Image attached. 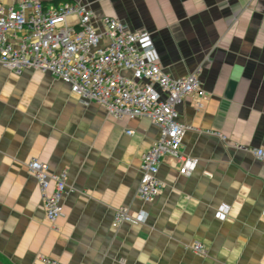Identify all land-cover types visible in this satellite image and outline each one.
Masks as SVG:
<instances>
[{"label": "crops", "instance_id": "1", "mask_svg": "<svg viewBox=\"0 0 264 264\" xmlns=\"http://www.w3.org/2000/svg\"><path fill=\"white\" fill-rule=\"evenodd\" d=\"M152 34L161 67L174 78L197 73L205 93L186 102L191 129L180 155L167 156L163 191L137 197L143 155L159 137L149 118L115 122L84 105L51 74L17 76L0 65V262L45 264H264V0H73ZM132 131L133 135H128ZM68 174L65 216L45 219L27 163ZM229 216L221 220V206ZM128 207L144 224L115 226ZM195 242L206 254L192 250Z\"/></svg>", "mask_w": 264, "mask_h": 264}, {"label": "built area", "instance_id": "2", "mask_svg": "<svg viewBox=\"0 0 264 264\" xmlns=\"http://www.w3.org/2000/svg\"><path fill=\"white\" fill-rule=\"evenodd\" d=\"M55 1L0 0V65L17 76L27 70L51 74L84 105H99L115 122L151 119L160 134L143 155L137 191L140 201L151 203L163 191L159 168L165 157L181 162L182 175L190 176L197 166V161L180 155L191 128L179 121L178 107L190 102L197 110L202 108L205 93L199 77L193 73L174 78L167 73L149 32L134 31L114 17L97 18L83 2ZM252 153L264 163V148ZM27 168L41 190L45 219L54 225L65 216L68 174L53 172L38 159H31ZM229 212V206H221L219 219H226ZM147 219L146 211L134 214L120 207L114 222L119 228L144 224ZM192 250L206 254L200 242ZM44 262L62 264L54 258Z\"/></svg>", "mask_w": 264, "mask_h": 264}, {"label": "trees", "instance_id": "3", "mask_svg": "<svg viewBox=\"0 0 264 264\" xmlns=\"http://www.w3.org/2000/svg\"><path fill=\"white\" fill-rule=\"evenodd\" d=\"M73 0H56L55 3H59V2H72Z\"/></svg>", "mask_w": 264, "mask_h": 264}, {"label": "water", "instance_id": "4", "mask_svg": "<svg viewBox=\"0 0 264 264\" xmlns=\"http://www.w3.org/2000/svg\"><path fill=\"white\" fill-rule=\"evenodd\" d=\"M0 264H4V263L0 262Z\"/></svg>", "mask_w": 264, "mask_h": 264}]
</instances>
